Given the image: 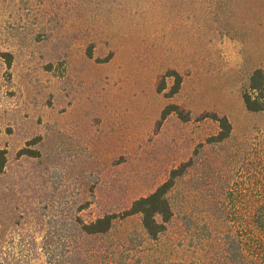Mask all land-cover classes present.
I'll return each instance as SVG.
<instances>
[{
  "label": "rangeland",
  "instance_id": "374dc122",
  "mask_svg": "<svg viewBox=\"0 0 264 264\" xmlns=\"http://www.w3.org/2000/svg\"><path fill=\"white\" fill-rule=\"evenodd\" d=\"M259 69L264 0H0V264H105L92 254L109 242L77 244L75 226L124 212L191 159L163 240L204 247L161 259L209 261L237 230L235 197L250 195L264 144V113L243 102ZM172 73L182 86L169 97ZM169 106L186 119L161 121ZM214 114L233 135L206 145ZM139 229L118 225L112 241L128 246Z\"/></svg>",
  "mask_w": 264,
  "mask_h": 264
},
{
  "label": "trees",
  "instance_id": "16d2710c",
  "mask_svg": "<svg viewBox=\"0 0 264 264\" xmlns=\"http://www.w3.org/2000/svg\"><path fill=\"white\" fill-rule=\"evenodd\" d=\"M4 59H6L8 67H11L12 56L5 54ZM168 77L174 79V86L169 94V97H172L179 93L182 77L178 73H172ZM159 92L162 93L163 89L160 88ZM243 102L249 113H264V70L259 69L252 74L249 89L243 94ZM172 113L177 114L182 120L186 119L177 106H169L162 113L161 121H165ZM203 118H209L219 125V133L209 138L206 145L223 144L232 138L233 125L227 117L214 114L205 115ZM260 145L259 149L256 150V161L252 170L250 169L248 172L251 193L244 197L240 192L237 194L239 196L235 197L237 230L223 234L217 239L219 251L209 261L200 263L199 260L193 264H264V144ZM204 147V144L199 146L201 149ZM35 155L36 152L28 149L19 152L20 157L35 158ZM198 155L199 150H196L194 156L197 157ZM6 162V152L2 151L0 153V173L4 171ZM194 164V159H191L178 169L172 170L169 179L154 193L134 201L131 207L124 212L106 215L89 224H77L73 235L74 241L80 244L82 240L87 239L88 245L97 244L101 241L109 242L107 247L102 246L92 254L95 257H102L105 264H115L113 262L116 255L114 251L118 250L117 246L119 245L122 253L121 261L117 264H150V262H152L151 264H166L161 258L169 252L175 255L179 251L190 250V248L202 250L200 247H204V245L197 238V242L194 241L192 246L180 243L179 246L172 245L169 247L163 240L169 232V225L174 216L170 194L176 188L179 180L186 176ZM135 218L139 219V232L133 233L128 246L126 243L116 245L112 241V235L118 225H124ZM78 249L80 254H85L87 251L81 247ZM87 252L92 253L93 251L88 250Z\"/></svg>",
  "mask_w": 264,
  "mask_h": 264
}]
</instances>
